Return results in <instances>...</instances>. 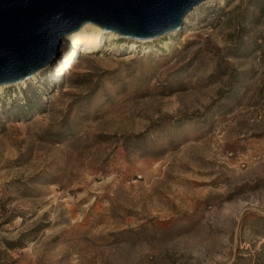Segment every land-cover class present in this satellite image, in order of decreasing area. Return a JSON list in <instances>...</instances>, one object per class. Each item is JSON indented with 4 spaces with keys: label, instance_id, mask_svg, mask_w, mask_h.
Masks as SVG:
<instances>
[{
    "label": "rangeland",
    "instance_id": "rangeland-1",
    "mask_svg": "<svg viewBox=\"0 0 264 264\" xmlns=\"http://www.w3.org/2000/svg\"><path fill=\"white\" fill-rule=\"evenodd\" d=\"M176 30L0 91V264H264V0Z\"/></svg>",
    "mask_w": 264,
    "mask_h": 264
},
{
    "label": "water",
    "instance_id": "water-1",
    "mask_svg": "<svg viewBox=\"0 0 264 264\" xmlns=\"http://www.w3.org/2000/svg\"><path fill=\"white\" fill-rule=\"evenodd\" d=\"M206 0H0V85L57 66L85 23L145 40L183 26Z\"/></svg>",
    "mask_w": 264,
    "mask_h": 264
},
{
    "label": "bare ground",
    "instance_id": "bare-ground-1",
    "mask_svg": "<svg viewBox=\"0 0 264 264\" xmlns=\"http://www.w3.org/2000/svg\"><path fill=\"white\" fill-rule=\"evenodd\" d=\"M192 12V11H191ZM189 12L187 14V16L185 17V19H187L188 15L191 13ZM185 21V20H184ZM177 30H173L171 31V33H175ZM116 37H121V35H119L116 32L113 31H107L99 26L90 24V23H85L81 29L79 31L76 32V34H74V36L72 37V46L75 49H79L83 52H94L97 49H99V47L106 43L107 39H111V38H116ZM125 38H129L124 36ZM138 40V39H137ZM147 40V39H145ZM137 43H133L132 47L136 46ZM70 66L68 65V68ZM39 71L35 72L34 74H32L31 76H29L26 79H22L19 82H16L15 85H20V84H25L27 83L28 80H31L33 78H35V76L38 74ZM10 84H5V85H0V91H2L6 86H9Z\"/></svg>",
    "mask_w": 264,
    "mask_h": 264
}]
</instances>
